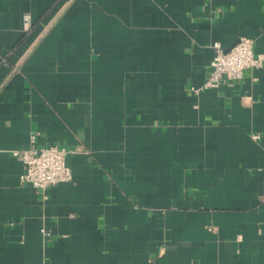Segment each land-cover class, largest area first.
Here are the masks:
<instances>
[{
	"label": "crops",
	"instance_id": "0c3cea01",
	"mask_svg": "<svg viewBox=\"0 0 264 264\" xmlns=\"http://www.w3.org/2000/svg\"><path fill=\"white\" fill-rule=\"evenodd\" d=\"M243 36L264 0H0V264H264V65L189 89ZM32 132L74 150L46 199Z\"/></svg>",
	"mask_w": 264,
	"mask_h": 264
},
{
	"label": "built area",
	"instance_id": "2783aa9c",
	"mask_svg": "<svg viewBox=\"0 0 264 264\" xmlns=\"http://www.w3.org/2000/svg\"><path fill=\"white\" fill-rule=\"evenodd\" d=\"M23 31L31 28V17L24 15L22 18ZM215 52L209 63V72L205 81L200 86H190V91L198 95L200 91L217 88L225 82H234L251 76V70L261 69L264 65V53H256L253 49V39L239 37L237 42L225 51L219 42L212 44ZM256 80V77H252ZM39 132H32L29 136L30 146L22 150H12V156H19L23 165L20 175L22 183L30 184L42 193L46 199L45 190L61 182L72 180L70 167L66 163V155L74 150L57 144H37ZM258 139V134L251 135ZM43 236L49 233L44 228L40 229Z\"/></svg>",
	"mask_w": 264,
	"mask_h": 264
},
{
	"label": "water",
	"instance_id": "95a60500",
	"mask_svg": "<svg viewBox=\"0 0 264 264\" xmlns=\"http://www.w3.org/2000/svg\"><path fill=\"white\" fill-rule=\"evenodd\" d=\"M236 42H237V40H236L235 42H233V44H232L231 46H233ZM231 46H230V47H231ZM230 47H229V48H230ZM229 48H227L225 51H228Z\"/></svg>",
	"mask_w": 264,
	"mask_h": 264
}]
</instances>
